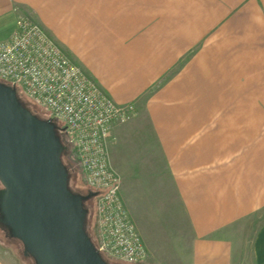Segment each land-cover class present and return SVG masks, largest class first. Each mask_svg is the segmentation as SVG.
<instances>
[{
    "label": "crops",
    "instance_id": "0c3cea01",
    "mask_svg": "<svg viewBox=\"0 0 264 264\" xmlns=\"http://www.w3.org/2000/svg\"><path fill=\"white\" fill-rule=\"evenodd\" d=\"M38 3L66 53L136 103L108 152L117 173H142L121 195L144 260L264 264V0H0V39Z\"/></svg>",
    "mask_w": 264,
    "mask_h": 264
},
{
    "label": "built area",
    "instance_id": "2783aa9c",
    "mask_svg": "<svg viewBox=\"0 0 264 264\" xmlns=\"http://www.w3.org/2000/svg\"><path fill=\"white\" fill-rule=\"evenodd\" d=\"M0 81L43 106L69 133L83 177L96 191L94 244L100 254L125 262L144 259L147 248L108 152L112 124L130 119L135 104L114 100L37 21L19 11L9 37L0 39Z\"/></svg>",
    "mask_w": 264,
    "mask_h": 264
},
{
    "label": "water",
    "instance_id": "95a60500",
    "mask_svg": "<svg viewBox=\"0 0 264 264\" xmlns=\"http://www.w3.org/2000/svg\"><path fill=\"white\" fill-rule=\"evenodd\" d=\"M56 128L0 81V222L34 264H111L84 228L83 200L96 191L69 188L61 158L66 145Z\"/></svg>",
    "mask_w": 264,
    "mask_h": 264
},
{
    "label": "rangeland",
    "instance_id": "374dc122",
    "mask_svg": "<svg viewBox=\"0 0 264 264\" xmlns=\"http://www.w3.org/2000/svg\"><path fill=\"white\" fill-rule=\"evenodd\" d=\"M39 5H40L39 3L37 6L28 4V12H25L22 10H20V12L27 14L29 17H31L32 19L37 21L56 41L55 31H56V28L58 27L57 22L59 19L57 18V16H55V14H56L55 12L51 13V11L46 6H45V10L44 9L42 10ZM47 15H49V17ZM63 50H64V48H63ZM64 52L66 53L65 50H64ZM19 94H20L21 98L28 104L30 109L32 111L36 112L40 117H43V118H47L48 116L50 117L49 112L43 106L32 101L31 99H29L27 96L23 95L22 93L19 92ZM129 102H133L135 104V107H137L134 100H130ZM59 131H60V139L63 142V144L66 145L65 149L62 151L61 158H62V161L67 166L68 171H69V184H68V186L73 191L81 192V193H87L91 189L83 177V173H82V170H81V167L79 165L78 158H77V153H76V150L74 148L73 143L71 142L70 135L65 129H62L61 125H59ZM120 175L122 177L123 184H124L125 181L127 182L128 177L134 182L135 180L133 179V177L136 178L137 176L142 175V173H120ZM127 175H129V176L127 177ZM131 175L133 176L132 178H131ZM144 175H146V174H144ZM153 176H154V174H153ZM1 186H2V184L0 182V187ZM84 206L87 208L86 227H87V230L90 234L92 241L94 243H96L98 224H97V215H96V198H95V196L93 198L86 199L84 201ZM174 214L176 216L177 214L179 215L180 213H177L174 210ZM173 216L171 217V214H170L169 218L167 217V218L163 219V225H160L158 227L164 233L165 238H168V239L169 238L171 239L173 237L172 236L173 228H176V227H174L175 223L177 225V222L179 223L180 220L182 219V218H179L178 216L177 217H173ZM150 228H152V227H150ZM177 229H178V227H177ZM0 258L5 264H34L33 257L30 254H24L23 253V244H22L21 240H19L18 238L12 237L10 235V232H9V229L7 228V226L2 224L1 222H0ZM104 258H106L110 262L116 263V264H148V262H146V260H144V259H142L140 261H136V262H125V261H122V260H119V259H116L113 257H107L106 256ZM160 260H161V264H165V263L167 264L166 259H164V260H166L165 262H163L162 259H160Z\"/></svg>",
    "mask_w": 264,
    "mask_h": 264
},
{
    "label": "trees",
    "instance_id": "16d2710c",
    "mask_svg": "<svg viewBox=\"0 0 264 264\" xmlns=\"http://www.w3.org/2000/svg\"><path fill=\"white\" fill-rule=\"evenodd\" d=\"M16 91H17V95H18V97H19V99L21 100V102L25 105V106H27L29 109H30V107L28 106V104L21 98V96H20V94H19V91L16 89ZM31 110V109H30ZM32 111V110H31ZM33 113H35L36 115H38L36 112H34V111H32ZM39 116V115H38ZM49 117V116H48ZM57 124V123H56ZM57 126L59 127V125L57 124ZM59 134H60V132H59ZM86 218H87V212H86V217H85V223H84V228H85V230H86V232L89 234V232H88V230H87V227H86ZM3 224V223H2ZM5 225V224H4ZM6 226V225H5ZM8 228V227H7ZM11 235V234H10ZM12 236V235H11ZM89 236H90V234H89ZM12 237H14V236H12ZM16 238V237H15ZM106 259V258H105ZM109 263H112V262H110L108 259H106ZM112 264H116V263H112Z\"/></svg>",
    "mask_w": 264,
    "mask_h": 264
},
{
    "label": "flooded vegetation",
    "instance_id": "af4514ba",
    "mask_svg": "<svg viewBox=\"0 0 264 264\" xmlns=\"http://www.w3.org/2000/svg\"><path fill=\"white\" fill-rule=\"evenodd\" d=\"M56 132H57V134L60 136V134H59V128H56ZM68 184H69V176H68ZM94 196H92V197H89V198H86V199H90V198H93ZM86 199H84L83 200V203H84V201L86 200Z\"/></svg>",
    "mask_w": 264,
    "mask_h": 264
}]
</instances>
